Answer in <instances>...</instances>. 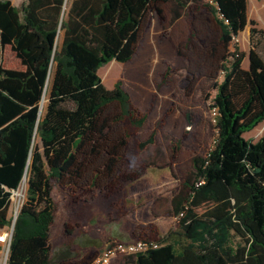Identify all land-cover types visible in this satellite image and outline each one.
Here are the masks:
<instances>
[{"label": "trees", "instance_id": "trees-1", "mask_svg": "<svg viewBox=\"0 0 264 264\" xmlns=\"http://www.w3.org/2000/svg\"><path fill=\"white\" fill-rule=\"evenodd\" d=\"M195 1L26 0L18 8L0 0V231L12 227L11 198L26 175L6 264L81 257L33 243L50 236L53 182L64 175L60 167L47 172L45 162H68L101 109L112 103L119 105L126 138L144 125L147 117L122 84L108 89L98 72L119 56L148 6L162 16V6L170 4L172 18L179 20ZM215 2L209 8L227 51L232 38L251 25L249 67H242L246 54L237 46L225 57L211 106L218 114L215 147L193 158L187 193L172 200L178 230L157 240L156 248L126 257L125 264H264V135L257 142L245 138L264 122V59L254 43L264 32L248 20L247 0ZM6 47L22 69L2 65ZM153 143L154 135L140 148Z\"/></svg>", "mask_w": 264, "mask_h": 264}, {"label": "rangeland", "instance_id": "rangeland-1", "mask_svg": "<svg viewBox=\"0 0 264 264\" xmlns=\"http://www.w3.org/2000/svg\"><path fill=\"white\" fill-rule=\"evenodd\" d=\"M10 1L19 8L26 0ZM194 3L179 20L172 18L168 5L162 6V16L146 13L137 33L120 55L98 72L108 89L117 82L122 84L134 107L147 117L144 125L126 138L125 127L118 121L117 105H107L99 112V131L93 137L86 136L81 148L68 162L56 158L46 160L47 172L52 167H60L65 171L63 178L70 179L72 175L68 169L72 164L87 163L98 177L102 175L98 169L100 165L112 170V164L128 162L133 168L130 175L135 179L133 183L125 186L120 180L127 176L123 171L111 187L128 210L141 206L146 197L171 195L176 198L187 193L184 184L193 169V158L206 157L215 147L217 130L211 106L216 94L215 84L223 80L221 67L225 57L236 46L242 51L243 46L247 59L250 49V41L245 43L241 34L239 41H232L227 51L218 41L217 16L204 0ZM259 22L264 29V21L260 19ZM254 43L264 59V33L256 35ZM2 65L7 69H22L10 47L4 50ZM152 135L154 143L141 149L140 144ZM263 135L264 122L245 134V138L257 142ZM25 183L13 192L12 218L22 206ZM55 185L58 195L57 183L53 182ZM198 211L202 213L203 208ZM157 223L161 233L157 227H151L147 235L135 241L157 243L178 230L176 218L170 215H162ZM4 232L10 233L11 227L0 231V236ZM55 242L58 241L53 236V247ZM0 247V264H5L8 255L4 245ZM73 252L82 256V250Z\"/></svg>", "mask_w": 264, "mask_h": 264}, {"label": "crops", "instance_id": "crops-1", "mask_svg": "<svg viewBox=\"0 0 264 264\" xmlns=\"http://www.w3.org/2000/svg\"><path fill=\"white\" fill-rule=\"evenodd\" d=\"M247 1L248 20L255 21V27L264 32L259 22L260 19L264 21V0ZM167 5L170 11L171 5ZM148 12L156 13L151 6H148L131 37L137 33L145 14ZM207 22L211 23L210 20H207ZM250 28L251 25L248 24L241 33L245 43L250 41ZM216 33L219 41L220 28ZM131 37L125 42L123 48ZM241 49L242 52L245 51L243 46ZM244 53L246 54V52ZM244 63H247V66ZM242 67L248 69V57L247 59L245 57ZM115 104L120 114L119 105L118 103ZM98 131L99 125L96 123L85 134L77 150L83 145L86 136L93 137ZM111 166L112 170L109 166L100 165L98 169L102 172V175L97 177L89 164H72L68 169L72 177L64 179L63 175L57 183L58 195L55 193L56 185L53 186L52 196L55 202V212L50 228V236L48 239H35L33 243L41 249L52 248L54 252L56 250L57 252L82 250L81 258L64 261L60 264H92L109 244L133 242L144 234L147 235L151 227H157L159 233H161V226L157 223L158 219L166 214L174 218L172 208L174 196L171 195L158 196L157 198L146 197L142 205L135 206L134 210H128L125 206H122L118 200V192L114 193L111 188L112 183L119 179L121 172L125 171L126 178H120V180L125 183V186L132 184L135 180L130 176L133 168L128 162L114 163ZM53 236L58 241L57 244L55 242L54 247L52 244ZM125 261L126 258L119 257L114 260L113 264H125Z\"/></svg>", "mask_w": 264, "mask_h": 264}, {"label": "built area", "instance_id": "built-area-1", "mask_svg": "<svg viewBox=\"0 0 264 264\" xmlns=\"http://www.w3.org/2000/svg\"><path fill=\"white\" fill-rule=\"evenodd\" d=\"M206 4L211 7H216L215 0H204ZM220 19H223L220 16ZM227 23V20L225 21ZM232 41H239L238 37H233ZM231 41V42H232ZM217 109L212 108V117L215 124H217ZM12 238V231L10 233L4 232L0 236V244L4 245V249L8 255L9 253V246ZM157 244L152 241L147 240H139L135 242H115L106 246V248L101 252L98 259L92 264H113L114 260L119 257H129L134 256L140 253H143L147 250L156 248Z\"/></svg>", "mask_w": 264, "mask_h": 264}, {"label": "water", "instance_id": "water-1", "mask_svg": "<svg viewBox=\"0 0 264 264\" xmlns=\"http://www.w3.org/2000/svg\"><path fill=\"white\" fill-rule=\"evenodd\" d=\"M42 105H43V102H42ZM25 181H26V175L24 176V181L23 182H25ZM18 213H19V211H16V213L14 215V218H13L12 227H11L12 233H13V230H14V225H15ZM6 262H7V260L5 261V264H6Z\"/></svg>", "mask_w": 264, "mask_h": 264}, {"label": "bare ground", "instance_id": "bare-ground-1", "mask_svg": "<svg viewBox=\"0 0 264 264\" xmlns=\"http://www.w3.org/2000/svg\"><path fill=\"white\" fill-rule=\"evenodd\" d=\"M26 184V183H25ZM24 185V184H23ZM17 211H19V209L17 210Z\"/></svg>", "mask_w": 264, "mask_h": 264}]
</instances>
